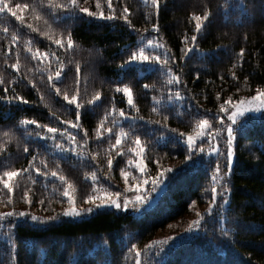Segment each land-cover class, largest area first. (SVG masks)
<instances>
[{"label": "trees", "instance_id": "obj_1", "mask_svg": "<svg viewBox=\"0 0 264 264\" xmlns=\"http://www.w3.org/2000/svg\"><path fill=\"white\" fill-rule=\"evenodd\" d=\"M99 2V9L97 0H77L75 9L53 12L49 0H8L23 23L7 10L0 13V144L4 145L0 177L5 171L29 169L13 180V204L21 206L28 191L31 208L45 211L43 205L61 200L57 194L62 190L61 181L51 176L52 170L64 175L74 196L82 200L92 189L89 178L98 176L109 182L102 174L116 176L122 165L114 154L131 151L139 137L150 175L159 166L175 164L166 174V189L157 204L142 215L104 210L79 220H51L44 225L5 220L0 225V264H134L136 252L187 216L191 205L203 207L205 219L210 215V186L217 166L226 176L227 191L221 201L228 202L222 211L213 212L212 224L207 227L208 222L204 223L203 234L150 264H264V115L234 127L230 166L225 156L189 163L191 156L182 140L201 119L215 126L225 100L236 102L250 98L258 89L264 91V0H158V6L143 0H111L115 15L111 20L79 11L88 8L107 16L108 0ZM52 3L63 5L68 0ZM16 4L22 7L16 9ZM124 8L128 9L127 21ZM205 11L209 16L197 33L192 17L203 16ZM37 15L41 18L36 19ZM153 24L158 30H153ZM69 35L72 49L67 48ZM193 35L197 36L195 44ZM55 39H61L64 46L56 45ZM147 39L168 50L163 69L155 61L127 62ZM186 45L191 49L187 54L182 51ZM28 47L48 55L33 59ZM165 48L144 49L163 60ZM18 60L19 68L13 69L11 65ZM167 68L179 77V83H168ZM57 69H61V77L54 83L59 94L48 83V75L54 76ZM125 85L132 89L135 108L127 104L122 90L116 91ZM177 91L183 99L174 100ZM97 92L99 99L90 104ZM65 93L69 98L76 95L81 104L78 141L85 140L87 133L88 149L95 158L58 156L37 139V133L47 130L43 125L60 130L69 125L63 121L76 123L75 104L64 100ZM23 120L37 123L21 124ZM101 120L112 131L97 138L95 130ZM121 130L128 136L115 151L110 145ZM102 148L105 156L99 152ZM110 157L111 168L107 164ZM45 171L47 177L42 174Z\"/></svg>", "mask_w": 264, "mask_h": 264}, {"label": "rangeland", "instance_id": "obj_2", "mask_svg": "<svg viewBox=\"0 0 264 264\" xmlns=\"http://www.w3.org/2000/svg\"><path fill=\"white\" fill-rule=\"evenodd\" d=\"M144 3L145 0H143ZM147 3L152 4L151 0H147ZM147 41H143L142 47L149 49L151 48L150 46H148ZM139 64L142 62L137 61ZM257 92V91H256ZM255 92V94H256ZM254 94V95H255ZM253 95V96H254ZM174 100H178L176 99V97H174ZM245 101L249 100L248 99H243ZM229 108V110H232L231 105L226 106ZM221 118L218 120V123L212 127V124H210V127L207 129V131L212 132L213 135L216 137L214 140L209 141L207 139V137H197V142H196V146L193 149L192 153H191V158H190V162L191 164L195 165V162H198L200 159H205V160H209V159H213L216 160V158H223V156H225L227 158V129H226V125H232L233 128L240 122H245V121H249V120H253L255 118L260 117L261 115H264V109H260L258 111H246L242 116H238L236 118V122L233 124L232 121L228 120V116L225 113H220ZM64 127L62 129H60L61 131L63 130H67V132L65 133L64 136H61L60 131H58L57 133L53 134V133H48L47 130L44 131L43 134H39L37 136V139H39L42 144L47 147L53 154L58 155V156H62V157H72L74 159H91V157H93L92 155V150L88 149V142L85 144L84 143V139L81 137L78 141V137H79V132H78V127H72L71 125H63ZM217 129H219V132L217 133ZM199 125L196 126L195 130L190 134L194 137H196L197 132L199 131ZM67 133H71L73 136H75V144H76V151L73 152L71 150L72 147V142L69 141V139L67 138ZM108 135H110V133L106 132ZM187 137L183 138V143L186 145L187 149H188V145H187ZM124 139H122L121 144L115 147V151H118V149L124 144L123 142ZM234 140V139H233ZM123 142V143H122ZM61 144L63 145V148L61 149H57L56 148V144ZM142 147V146H141ZM212 147H215L216 149H218L217 152L215 153H211L210 154V149ZM108 150H113L110 149L109 147H106ZM203 148V151H200V149ZM232 149H233V142H232ZM138 151V149L136 148V145L134 144L133 147L131 148V151L124 153L123 151H121V154H114L113 151H111L116 160L121 158L122 161V165L121 167L118 169V172L116 174V176L113 177H109L107 174H102L103 176H107L108 178H110L109 182L107 181V179L100 177L101 179L98 178V176H92L89 178V181L92 184V189L90 192H88V196H94L97 197V199L95 200V202L92 201H88L87 197L81 199H78L76 196H74V190L72 189V187L70 188V194L74 196V206L79 209V210H83V209H88V208H93L92 212H86V211H82L81 214L79 216H66L64 215V210L66 208H69L71 205L68 202V198L65 197L63 195V191L64 188L67 186L65 183L60 182L59 185L62 188V190L58 191V195L60 197L61 200L55 201L56 203L54 205H56V208H50V206L48 204L50 203H46L45 205H43L45 207V211L40 210V209H32L31 208V203H29L28 201H26L24 198L21 201V206L17 205V203L13 204V200L11 201V203H9L8 207H5V203H4V199L6 198V200L8 201V196L9 193L7 191L6 188L3 187V184H0V213H8V212H15V213H19V212H24L26 213L25 216H18V215H14V216H7L4 219H0V225L4 223V221L6 220H10V219H14L15 221H25L34 225H44L46 222H49L51 220L53 221H64V220H79L85 217H88L90 215H92L95 212L98 211H104V210H113L115 212H123V213H132L135 215H142L144 214L146 211H148L150 208H153L157 202L159 201L161 195L164 193L165 189H166V184H167V177H166V173L164 176L161 177L162 183H160L157 188L156 191H151L153 185L151 183V180H149V182L147 184L143 185V188L141 190V195L147 197V200L143 203L140 204L138 206H136L134 203H129L127 208H124L123 206V201L125 197H128L130 200H132L135 195L137 194L136 191L134 189L131 188V185L134 183H138L144 179H149V177H156L158 172L163 171L164 169H169L171 167H173L175 164L172 163H168L165 164L164 167L160 168L157 167V172L155 174L150 175L147 167H146V172L145 174H141L136 168H135V163L138 162L139 159H143L144 164H145V148H144V154L141 157H138L136 155V152ZM189 151V149H188ZM91 154H90V153ZM100 154L105 156V150L102 148L101 150H99ZM106 153H108L106 151ZM126 156V157H125ZM132 161L131 164H129V161ZM188 162V161H187ZM233 162V160H232ZM108 164V163H107ZM232 164V163H231ZM113 166V164H112ZM146 166V165H145ZM121 169L127 171L130 173L129 177H128V183H125V179L124 177L121 176ZM133 177H135L136 179H133ZM216 177V182L214 183L213 178ZM15 178V177H14ZM14 178L9 181L10 184L13 185V180ZM212 178V182H211V186H210V191H211V197H212V188L216 187L217 188V199H216V203L212 204V201L209 202L208 205H212V209L211 211H209V207L207 208V213L210 214L206 219L203 216L204 213H202V210L204 209L203 207L201 208H197L194 207L193 205H191V208L189 210V213L187 216L177 220L176 222L170 224L163 232L159 233L157 235V237L155 238V240H153V242L151 243L153 245V248L147 253V255H141V261H146L147 264H150L151 261H157L158 260H163L173 249H175L177 246H179L181 243L185 242V241H189L191 239H193L194 237L203 234V225L204 223H206V226L209 227L212 224V221L210 219L211 215L213 214V212L215 211H222V207L221 205H226L225 203H223L221 201V199L225 198V191L221 188V184H225L226 183V176H224L223 174H221L220 172L217 173L215 171V174ZM126 189H128L126 191ZM14 192V189H13ZM13 192L11 193V196L13 195ZM119 192L120 196L116 197L115 193ZM105 193H111V197H108L105 195ZM29 198V196H28ZM117 199L118 202L120 203L121 207L117 208L115 207V205H111V204H103L101 205L100 201L101 199ZM46 201H48V199L45 197ZM43 203V202H42ZM52 205V204H50ZM52 205V206H54ZM197 213H200L201 216L203 217L202 222H201V226L198 230H194L192 232H188L186 231V229L188 228V225L193 222L196 221L198 219H201V216H198ZM32 216H36L38 217L37 220H33L31 219ZM49 217H55V219H47ZM208 224V225H207ZM168 237H172L173 239L169 240L167 244H159L157 242L159 241H163L166 240ZM157 249H160L161 251H159V253L156 251ZM143 253V251L141 252ZM136 264V257H135V261Z\"/></svg>", "mask_w": 264, "mask_h": 264}, {"label": "snow or ice", "instance_id": "obj_3", "mask_svg": "<svg viewBox=\"0 0 264 264\" xmlns=\"http://www.w3.org/2000/svg\"><path fill=\"white\" fill-rule=\"evenodd\" d=\"M145 2L147 3V0H145ZM151 3L153 5H157L158 6V0H151ZM49 8L53 10V12H55L56 9H59V8H70V9H75L77 7V0H68V3L67 4H53L52 3V0H49ZM242 6V5H241ZM22 6L20 4H16L15 5V8L16 9H20ZM24 8H27L28 5H23ZM97 8L99 9L100 8V2L99 0H97ZM108 9H109V14L107 16H105L104 12L103 11H100L99 13L97 12H89V9L88 8H80L79 11L80 12H83V13H88V15L90 16H97L99 15L100 17L104 18V19H114L115 18V15H114V11H113V4L111 2V0H108ZM5 10H7V12H10L13 16H15L16 20L17 21H20L21 23H23V17L22 16H19V15H16V12L13 11L12 7L9 6L8 4V0H0V13H4ZM35 11V9H34ZM127 13H128V9L127 8H124L123 10V18L127 21L128 17H127ZM209 16V13L207 11L204 12L203 16L201 15H194L192 17L193 20H195V31L197 33H199L202 29V24L204 22V20L207 19V17ZM41 17L39 15H37L36 19H40ZM58 19V17H56ZM129 26H131L130 24V21H129ZM27 27L29 29H32L33 31H36L35 28H33L32 24H28ZM152 28L153 30H158L157 29V25L153 24L152 25ZM5 31H7V29H5ZM51 39V37H49ZM17 39V35H13L12 37V40L15 41ZM185 40H187V38L185 37ZM191 40L193 42V44H195V42L197 41V36L196 35H193L191 37ZM54 43L56 45H59L61 47H63L64 45L62 44V40L61 39H55ZM147 44L148 46L150 47H153V48H165V46L161 43H156L154 44L153 43V40L149 39L147 41ZM73 47V39L71 38V36L69 35L67 37V48L68 49H72ZM191 49L187 47V45L185 46L184 49H182L183 52H185V54H187V52H189ZM27 51L29 52H32V49L30 47L27 48ZM243 52V49H241V53ZM48 54L47 53H41L39 50H37L36 52H32V58L33 59H37V58H40L41 60L47 56ZM183 58V57H182ZM168 50L165 48V54H164V59L161 60V56L160 55H153L151 53H148L146 54L145 52V49L143 47H141L138 51H133L132 54L128 57V61L127 62H132V61H139V62H145V61H155L157 63H160L161 64V67L162 69L167 65L168 63ZM171 59H175V57H171ZM59 62V61H57ZM126 62V63H127ZM11 67L13 69H18L19 68V60L17 61V63L15 64H12ZM63 68V65L61 64V69ZM61 69H57L54 73V76L53 74H49L48 75V83L56 88V92L57 94L60 93V89L56 87L55 83H54V79L55 80H59L60 77H61ZM77 73H79V66H77ZM167 73L168 75L171 77L169 80H168V83L169 84H172L173 82L175 83H179V77L177 76H174L172 74V69L171 68H167ZM0 83H3V80L0 79ZM31 83V81H30ZM145 88H148L149 86L146 84L144 85ZM123 91L124 95L127 97V104L129 106H131L132 108H135V104L133 102V96H132V89L125 85L122 89L120 87H117L116 91L119 92V91ZM99 96H100V93L97 92L96 95L93 97L92 101H89V103L91 104L93 101L99 99ZM176 99H183V97L181 96L180 92L177 91L176 94ZM4 99H10V98H7L5 97ZM16 99H22V97H16ZM172 97L169 96V100H171ZM64 100L65 101H68L69 104H75V108H76V112H77V116H76V123H73L72 121H63V123L65 124H69L71 125L72 127H79V121H80V109H81V104L77 102V96L76 95H72L71 98H69V95L67 93L64 94ZM26 102V101H25ZM228 105H231L232 107V110L230 111L228 107ZM260 109H264V91H261V90H257L256 94L254 96H251L249 98V100L245 101L243 99L239 100V101H236V102H233L231 100V98L227 99L224 101L223 104L220 105L219 107V112L221 113H225L227 116H228V120L232 121L233 124L236 122V118L238 116H242L246 111H258ZM157 109L154 107L153 108V111H156ZM120 116L121 117H124L125 116V112L123 110L120 111ZM142 119V118H141ZM168 117L167 116H164V120H167ZM36 124L37 122L35 120H31V121H28V120H23L21 121V124ZM156 123H160V121H156ZM37 127H41L40 125H37ZM44 128L47 129V132L48 133H57L58 131H60V134L61 136H64L65 133L67 132V130H59L55 127H48L47 125H43ZM210 127V124H209V120L208 119H201L199 120V131L197 132L196 134V137L192 136V135H189L187 137V145H188V149H189V155H191L193 149L195 148L196 146V142H197V137H200V138H203V137H207V139L209 141H212L214 140L216 137L213 135L212 132H209L207 131V129ZM226 129H227V162H228V165L230 166L231 163H232V160H233V149H232V142H233V139H234V136H233V133H234V128L232 125H226L225 126ZM112 130L109 129V128H105L104 127V121L101 120L99 126L96 128L95 130V134H96V137L99 138L101 137L104 132H111ZM171 131H175L174 129L171 130ZM217 133L219 132V129L216 130ZM5 136L9 135L7 132L4 133ZM37 135H39V133H37ZM128 136V133L124 132L123 130H121L119 133L116 134V139H115V144H112L110 145L111 148H115L116 146L120 145L121 144V141L122 139L126 138ZM67 138L69 139L70 142H72V147H71V150L73 152L76 151V144H75V136H73L71 133H67ZM84 143L86 144L87 143V133H85V141ZM135 145H136V148L138 149V151L136 152V155L138 157H141L143 154H144V148L141 147V140L139 137H136L135 139ZM57 149H61L63 148V145L61 144H56L55 145ZM4 148V145L3 144H0V151H2ZM25 152L28 151L27 147L24 149ZM200 151H203V148L200 149ZM218 149H216L215 147H212L210 149V154L211 153H215L217 152ZM118 155L121 154V153H117ZM93 158H95V154H93ZM189 157L186 156L185 159L187 160ZM33 159H35V157H33ZM42 163H44V166L45 168H47V164L46 162L42 161ZM108 165H109V168H111L112 164H113V159L110 157L107 161ZM132 161L130 160L129 161V164H131ZM29 165H32V161H29ZM135 168L143 175L145 174L146 172V166L144 164V161L143 159H139L138 162L135 163ZM36 172L37 173H40L41 172V169L39 167H37L36 169ZM29 169L25 168V169H22V170H15V171H5L3 173V176L0 177V184H3V187L7 189L8 193H9V196H8V202L11 203L12 201V196H11V193L13 192V185L9 183V181H11L14 177H17L19 175H21L22 173L24 172H28ZM171 169H164L163 171L161 172H158L157 173V176L156 177H149V179H144L138 183H134L131 185V188L134 189L136 191V195L135 197L130 200L128 197H125L124 198V201H123V206L124 208H127L129 203H134L136 206L140 205V204H143L146 200H147V197L141 195V190L143 188V185L144 184H147L149 182V180H151V183L153 185L151 191H156V188L157 186L162 183V180H161V177L164 176L167 172H170ZM216 172L219 173L220 172V168L219 166H217V169H216ZM45 177L48 176V172L45 171L42 173ZM121 176L124 177L125 179V183L127 184L128 183V177L130 175L129 172L121 169ZM51 176L52 177H58L59 181L61 182H64L67 186L64 188V191H63V195L65 197L68 198V202L69 204L71 205L69 208H66L64 210V215L66 216H79L81 214L82 211H86V212H92L93 211V208H88V209H83V210H79L77 209L75 206H74V196L70 194V188L72 187L71 184H69L66 180V177L64 175H58V172L57 170H52L51 171ZM4 177H7V179H4ZM133 179H136L135 177H133ZM214 180V183L216 182V177L213 178ZM18 186V185H16ZM221 188L226 192L227 191V185L226 184H221ZM128 189H126L127 191ZM217 188L216 187H213L212 188V204H215L216 203V199H217ZM106 196L108 197H111V193H105ZM115 196L116 197H119L120 196V193L117 192L115 193ZM24 199L26 201H28L29 203L31 202L28 198V191H25L24 192ZM97 199V197H94V196H88L87 197V200L88 201H92V202H95V200ZM43 201H41L42 203ZM228 201L225 200V203H227ZM101 205L103 204H111V205H115V207L117 208H120L121 205L120 203L118 202L117 199H111V198H108V199H101L100 201ZM221 207H223V205H221ZM212 209V205L210 204L209 205V211H211ZM14 215H18V216H25L26 213L24 212H19V213H15V212H8V213H0V219H4L5 217L7 216H14ZM198 216H201L200 213H197ZM31 219L33 220H37L38 217L36 216H32ZM47 219H55V217H49ZM202 219L203 217L201 216V219H198L196 221H193L191 222L189 225H188V228L186 229V231L188 232H192L194 230H198L201 226V222H202ZM173 239L172 237H168L166 240H163V241H159L157 243L159 244H167L169 240ZM153 248V245L152 244H148L145 246L144 250H143V253H141L140 251H137L136 252V264H147L146 261H141V255H147V253ZM132 249H136V245L135 244H132ZM158 253L159 251H161L160 249H157L156 250Z\"/></svg>", "mask_w": 264, "mask_h": 264}]
</instances>
